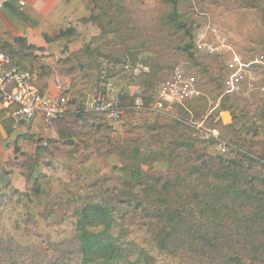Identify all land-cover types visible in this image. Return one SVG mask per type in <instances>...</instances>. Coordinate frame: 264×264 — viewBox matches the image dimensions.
Wrapping results in <instances>:
<instances>
[{
	"label": "trees",
	"instance_id": "obj_1",
	"mask_svg": "<svg viewBox=\"0 0 264 264\" xmlns=\"http://www.w3.org/2000/svg\"><path fill=\"white\" fill-rule=\"evenodd\" d=\"M91 1L108 2L106 11L93 17L103 32L91 46L63 61L71 65L64 75L78 73L89 80L94 69L100 71L93 57L108 64H125L127 60L135 64L140 51H153L146 34L138 39L128 30L119 39L111 38L113 26L127 11L111 3L114 0ZM179 1L161 0L171 6L166 15V27H170L165 33L167 40L154 58L147 59L145 67L150 72L137 77L153 88L144 99L146 107L158 98L165 80L161 81L166 67L163 64L182 58L208 75L219 65L201 63L208 57L195 48L194 22L188 14L179 15ZM255 7L249 10L256 11ZM259 13L264 30V9ZM194 14L192 11L190 15ZM180 33L191 43L175 47L171 38ZM14 41L17 52H1L11 57L20 74L31 77L29 54L37 49L24 38ZM97 43L105 47L103 53ZM133 43L137 46L132 47ZM259 46L264 51V37ZM227 77L213 79L220 94L224 93ZM261 85L264 87V80ZM74 88L76 84L72 83L69 91ZM69 105H76L75 110L69 109L63 116L72 117L73 123L61 121L58 139L48 144L74 147V138L82 137L81 141L88 140L100 150L103 133L116 134L108 131L111 126L105 115L78 107L76 99ZM134 105L131 99L124 106ZM222 105L232 118L223 127L229 130L226 153H214L212 143L193 137L190 126L177 120H172V126H146L149 131L135 139L118 135L113 140L105 135L111 147L107 154L118 155L120 165L86 187L89 194L85 196H72V183L62 185L64 191L52 187V178L43 174L40 165V160L52 156V152L40 143L37 161L27 168L24 191L11 185L8 173L0 172V264H264V174L258 169L264 165V96L252 93L247 98L227 92ZM89 120L86 126L91 131H73L77 123ZM160 163L167 165L165 171L155 170ZM53 216L60 217L61 222L57 229L53 227L56 240L35 231L37 218L47 221Z\"/></svg>",
	"mask_w": 264,
	"mask_h": 264
},
{
	"label": "rangeland",
	"instance_id": "obj_2",
	"mask_svg": "<svg viewBox=\"0 0 264 264\" xmlns=\"http://www.w3.org/2000/svg\"><path fill=\"white\" fill-rule=\"evenodd\" d=\"M202 1L180 0L178 13L185 16L188 14L190 21L194 22L195 48L197 49L196 40L203 36L202 44L204 47L213 50V54L197 50L203 57H208L206 60L202 59L201 63L213 65V67L219 65L213 70L212 75H208L202 72L201 67H196L182 58L173 60L167 65L163 64V67H166L164 68L165 74L161 75V81L179 69L186 75L194 77L199 91V95L192 98V101L177 108L173 107L168 116L162 115L163 118L157 117L161 116L157 113L146 110L144 99L152 94L153 88H148L142 79L137 78L142 72H150L145 67L147 59L154 58L159 52L162 42L167 40L165 33L170 27H166L168 22L166 15L171 10V6L163 5L161 0L111 1V3L127 11V15L121 16L120 22L113 26L111 38L119 39V36L124 35L128 30L134 31L138 35V39L141 38L139 36L146 34L147 45L153 51H150V54L140 51L135 64L131 60H127L125 64H108L102 58L93 57L92 62L99 66L100 71L94 69L89 80H85L82 74L79 75L78 73L73 75H66L65 73L64 75V72H67L71 65L63 64V61L77 51L85 49L87 45L91 46L93 41L100 37L103 31L93 17L95 18L102 11H106L105 7H107L108 2L96 4L91 0L90 2L84 0L86 4L84 5L88 7L86 17L79 19L77 24L66 25L58 34L56 31L51 32L50 39L47 40V43L49 42L47 48L31 45L37 50L29 54L27 65L32 75L36 76L38 80V90L52 97H63L66 100V111L75 110L76 105L74 107L69 105L73 99L77 100L78 107L83 106L86 109H89V104L92 101L101 98L119 107H125L124 105H128L132 99L135 105L132 108L125 107L124 110L120 108L123 115L119 121L103 117L111 126L108 131H115L116 134L103 133L101 142L103 146L100 147V150H97V147H94L88 140L81 141L82 137L74 138V147L48 144L50 141L58 139L57 131L63 128L61 121L73 123L74 119L70 116H67L70 119L63 115V117H58L51 126H47L39 120L31 123L18 122L12 119L0 120L2 127H0V132L3 131V135L0 133V172L9 174L11 185L15 187L20 184L21 187L22 184L24 185L23 191L26 189L25 174L28 173V166L37 161L36 149L41 143L52 152V156L40 160L43 174L52 178V187L56 188L57 191H64L60 187L72 183L75 187V191H69L72 196H85L89 194L86 187L106 175L113 166L120 165L118 155L107 154L111 147L107 144L105 135L109 136V139L112 137L113 140L118 139V135L135 139L138 135H143L141 133L149 131L147 127L172 126V120L181 121L190 126L188 131H193V134L190 133L193 137H197L205 143H212L214 153H220L216 142L203 141L200 138V132L210 133L216 130L218 139L227 145L228 151L227 133L229 130L223 127L229 125L232 118L229 112L222 109L226 93H235L247 98H250L252 93L259 97L264 96V87L261 85L264 80L262 76L264 73V51L259 46L261 38L264 37V33H262L263 15L259 13L260 9H264V0H204L205 3ZM95 5L100 7L96 8ZM256 5L258 7H255L257 8L256 11L249 10V7ZM192 11L195 12L193 16L190 15ZM63 32L64 34H62ZM61 35L65 36L61 37ZM14 40H2L0 51L17 52L19 47ZM171 41L175 47L191 43L189 39L182 36V33L175 34ZM131 45L132 47L137 46L136 43ZM96 47H100V44L97 43ZM100 49L103 53L105 47L102 46ZM233 56H236L245 68H243V80L239 82L238 88L231 92L226 82L232 73L227 65ZM257 61L260 63L256 64ZM150 64L153 67L152 63ZM114 72H117L116 77H111ZM227 75L226 85L222 86L224 93L220 94L217 90L218 84L213 79L218 77L222 81L223 77L225 78ZM158 76L160 75L158 74ZM72 83L76 84L77 89L74 88L69 91ZM225 112L229 116L227 114L228 120L223 122L222 114ZM87 123H91V120L77 123L73 131H81L83 134L91 131L86 126ZM67 129H69L68 126ZM125 131L130 134L125 135ZM47 163L50 167H47ZM262 163L264 164V162ZM154 168L158 171H165L167 165L160 163ZM258 169L264 174V165H259ZM82 187L85 189L79 190ZM59 219L60 217L55 216L47 221L37 218L35 231L56 240L53 227L55 229L60 227Z\"/></svg>",
	"mask_w": 264,
	"mask_h": 264
},
{
	"label": "built area",
	"instance_id": "obj_3",
	"mask_svg": "<svg viewBox=\"0 0 264 264\" xmlns=\"http://www.w3.org/2000/svg\"><path fill=\"white\" fill-rule=\"evenodd\" d=\"M202 38L203 36L196 40L197 50L213 54L211 48L204 47ZM259 63V61L256 62V64ZM227 67L232 73L226 84L230 88L229 91L232 92L243 80V68L245 67L236 56L232 57ZM198 95L199 91L194 77L188 76L178 69L164 80L159 88L157 100L152 102L146 110L168 116L175 104H182ZM0 105L18 122L31 123L41 119L47 126H51L55 119L66 113V100L63 97H52L40 93L32 84L30 76L20 74L11 57L3 52H0ZM89 109L103 114L113 121H119L123 115L119 106L112 105L103 98L92 101L89 104ZM200 138L203 141L216 142L221 154L227 152V145L218 139L216 130L210 133L200 132Z\"/></svg>",
	"mask_w": 264,
	"mask_h": 264
},
{
	"label": "crops",
	"instance_id": "obj_4",
	"mask_svg": "<svg viewBox=\"0 0 264 264\" xmlns=\"http://www.w3.org/2000/svg\"><path fill=\"white\" fill-rule=\"evenodd\" d=\"M84 4V0H0V42L24 38L29 45L47 48L51 32L58 34L66 25L77 24L87 16ZM30 78L38 89L36 76ZM7 119L14 120L0 105V120ZM15 188L23 191L24 185Z\"/></svg>",
	"mask_w": 264,
	"mask_h": 264
},
{
	"label": "water",
	"instance_id": "obj_5",
	"mask_svg": "<svg viewBox=\"0 0 264 264\" xmlns=\"http://www.w3.org/2000/svg\"><path fill=\"white\" fill-rule=\"evenodd\" d=\"M225 113H226V112H225ZM225 113H224V114H225ZM224 114H222V121H223V122L227 121V120L225 119V117H224ZM226 114H228V113H226ZM228 116H229V114H228ZM1 133H2V135H3V131H1Z\"/></svg>",
	"mask_w": 264,
	"mask_h": 264
},
{
	"label": "bare ground",
	"instance_id": "obj_6",
	"mask_svg": "<svg viewBox=\"0 0 264 264\" xmlns=\"http://www.w3.org/2000/svg\"><path fill=\"white\" fill-rule=\"evenodd\" d=\"M226 115H227V114L225 113V114H224V117H225L226 120H228V119H227V116H228V115H227V116H226Z\"/></svg>",
	"mask_w": 264,
	"mask_h": 264
}]
</instances>
